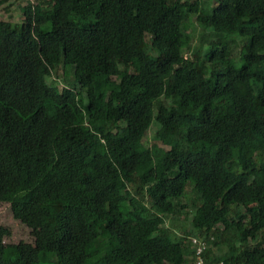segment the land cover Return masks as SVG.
Here are the masks:
<instances>
[{"label":"trees","instance_id":"obj_1","mask_svg":"<svg viewBox=\"0 0 264 264\" xmlns=\"http://www.w3.org/2000/svg\"><path fill=\"white\" fill-rule=\"evenodd\" d=\"M20 9L0 19V202L34 239L0 223V264H192V237L264 264V0Z\"/></svg>","mask_w":264,"mask_h":264},{"label":"rangeland","instance_id":"obj_2","mask_svg":"<svg viewBox=\"0 0 264 264\" xmlns=\"http://www.w3.org/2000/svg\"><path fill=\"white\" fill-rule=\"evenodd\" d=\"M39 0H1L0 1V19L8 20L13 23H21L23 15L21 7L26 5L28 2L36 3ZM193 42L197 44L199 41L200 34L203 32L202 28L197 24H193ZM64 75L62 73V66L60 65L55 71L51 73V76L47 78V81H54L61 87L64 84ZM157 128L155 123L152 124L150 129L146 132L144 142L151 144L153 142L152 135ZM189 190V189H188ZM190 211L188 208L187 212ZM191 215L188 213L184 218V213L177 215L176 217H169L166 219V225L174 229L177 233L181 234L184 229L187 228ZM0 223L9 229L10 235L4 239L5 243H17L24 241L33 243L34 234L30 228L25 224L15 219L12 215L10 205L7 202H0Z\"/></svg>","mask_w":264,"mask_h":264},{"label":"built area","instance_id":"obj_3","mask_svg":"<svg viewBox=\"0 0 264 264\" xmlns=\"http://www.w3.org/2000/svg\"><path fill=\"white\" fill-rule=\"evenodd\" d=\"M191 243L193 248L192 264H218L215 262L207 261L204 258V251L207 249L208 245L203 237H192Z\"/></svg>","mask_w":264,"mask_h":264}]
</instances>
